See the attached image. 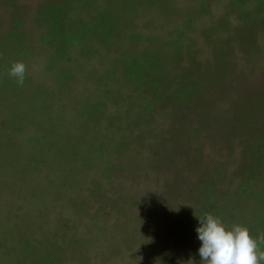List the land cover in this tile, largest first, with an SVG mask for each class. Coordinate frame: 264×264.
Instances as JSON below:
<instances>
[{
  "label": "rangeland",
  "instance_id": "obj_1",
  "mask_svg": "<svg viewBox=\"0 0 264 264\" xmlns=\"http://www.w3.org/2000/svg\"><path fill=\"white\" fill-rule=\"evenodd\" d=\"M206 214L264 233V0H0V264H201Z\"/></svg>",
  "mask_w": 264,
  "mask_h": 264
},
{
  "label": "clouds",
  "instance_id": "obj_2",
  "mask_svg": "<svg viewBox=\"0 0 264 264\" xmlns=\"http://www.w3.org/2000/svg\"><path fill=\"white\" fill-rule=\"evenodd\" d=\"M27 66L15 62L9 75L23 86ZM200 226L196 228L198 239L202 242L198 249L201 264H264V233L253 238L247 227L239 224L227 229L221 219L212 214L198 218Z\"/></svg>",
  "mask_w": 264,
  "mask_h": 264
}]
</instances>
